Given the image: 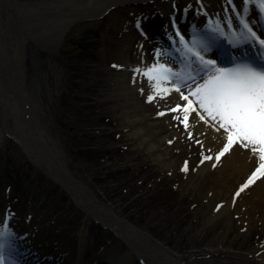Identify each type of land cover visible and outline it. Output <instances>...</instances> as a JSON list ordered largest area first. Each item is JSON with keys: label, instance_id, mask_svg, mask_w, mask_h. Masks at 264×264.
<instances>
[{"label": "rangeland", "instance_id": "rangeland-1", "mask_svg": "<svg viewBox=\"0 0 264 264\" xmlns=\"http://www.w3.org/2000/svg\"><path fill=\"white\" fill-rule=\"evenodd\" d=\"M19 1L34 9L48 3ZM166 1L118 2L101 15L78 18L65 28L54 51L28 40L27 87L71 172L130 224L169 248L177 246L181 256L214 241H223L229 250L247 248L259 241L264 223H239L238 214L233 213V224L221 220L212 229L206 194L185 187L181 169L162 171L146 156L130 135L126 102L115 90L117 74L133 69L130 62L151 65L156 50L171 49L169 22L161 8ZM186 2L176 0L181 8ZM140 98L144 103L148 100L146 94ZM7 212L14 220L28 217L35 224L32 229L60 242L72 262L81 249L91 254L81 258L83 264L115 261L128 251L125 242L103 224L86 222V214L66 189L29 158L0 119V220ZM81 236L85 237L83 247L79 246ZM103 248L107 254L120 251L109 259L110 254H102ZM98 254L102 260H95ZM132 260L129 264H143L135 254Z\"/></svg>", "mask_w": 264, "mask_h": 264}, {"label": "bare ground", "instance_id": "bare-ground-1", "mask_svg": "<svg viewBox=\"0 0 264 264\" xmlns=\"http://www.w3.org/2000/svg\"><path fill=\"white\" fill-rule=\"evenodd\" d=\"M124 1L138 0H44L48 7L38 9L19 0H0V119L8 133L23 147L29 158L55 183L66 189L74 203L86 214L87 223L95 220L125 242L128 247L126 253L119 255L115 261H107L108 263L99 261L98 264H129L131 261L133 263L134 254L143 264H264L263 232L259 233V241L255 245L249 244L247 248L229 250L223 241H214L208 243L205 249H195L189 251L186 256H181L177 253L179 250L177 246L173 249L169 248L163 242L152 238L150 234L136 228L121 217L114 207L100 201L91 193L86 183L71 172L58 142L47 129L46 124L42 123L39 105L29 92L26 83L27 41L31 39L50 51L57 50V45L63 39V32L71 22L84 16L101 15L110 5ZM186 1L182 8L175 4L176 0H168L161 7L164 16L168 18L169 23L166 24L168 31L181 30L180 33L186 41H191L193 36L187 28L182 30L181 23L190 26L191 32L194 30L202 32L209 20L215 21L217 18L223 20L225 16V0ZM233 3L239 10L242 1L233 0ZM49 4L53 7L49 8ZM228 7L231 15L230 6ZM249 19L254 21L252 26L258 35L264 33V16L250 11ZM233 25L236 26L235 19ZM261 39H264V35H261ZM220 43L221 47L210 52L208 58L214 54L220 63L222 53L226 49L234 51L235 55H241L239 53L241 49H231L227 39ZM174 46V49L179 47L177 41ZM174 49H171L170 53ZM161 58L169 61L168 58L174 57L170 55ZM170 63L172 67L178 69V62ZM223 63L230 66V58L225 59ZM130 64L133 69L137 67L143 69L148 66L140 60ZM115 85L116 92L124 97L126 102L124 109L130 126V135L139 141L138 144L145 149L146 156L150 157L162 171L173 172L182 169L187 161L188 170L182 171L188 184L185 187L206 194L204 198L207 203L206 208L209 209V221L213 224L212 229L214 226L217 227L221 220L232 223L233 213L238 214L239 223L245 221L249 226L264 223V177L257 179L240 196L235 197L236 191L257 164L249 150L236 145L217 162L215 156L226 142L223 131H217L211 126V122L201 121L195 113L189 114V127L185 130L183 123L179 124L173 119V116L182 117L183 114L170 111L177 104L183 106L186 103L180 99L179 93L172 91L163 99L156 96L151 102L147 100L144 103L140 97L145 94L148 97L152 94L147 80L126 69L117 74ZM182 91L186 92V90ZM160 113L165 114L160 115ZM189 133L192 139H189ZM204 156H211L213 159L201 163ZM213 164H216L215 168ZM217 206H220L219 210ZM8 223L15 231L19 230L20 220H14L11 216ZM27 226L29 228L25 227L20 234L25 235V240H28L23 241L21 246H16L20 254L26 257H22L24 261L42 262V258H38L36 254L37 251L33 252L34 249L27 247L28 243H35V249L42 247L45 254L52 255L53 264H83L80 263L81 258L91 255L81 249L77 261L72 262L71 258H68L69 253L61 256V253L56 252L63 248L60 242H55V239L49 240L47 235L34 231L32 228L35 224L32 225L31 222H28ZM29 230H31L29 234L32 235L31 238H28ZM206 230L211 232L209 228ZM85 237H88V234ZM85 237L81 236L79 246H82ZM119 251L117 249L109 252V259ZM107 252L105 250V254L103 252L102 254L107 256L109 255ZM101 257L98 254L95 260H102ZM84 264L97 263L90 261Z\"/></svg>", "mask_w": 264, "mask_h": 264}, {"label": "snow or ice", "instance_id": "snow-or-ice-1", "mask_svg": "<svg viewBox=\"0 0 264 264\" xmlns=\"http://www.w3.org/2000/svg\"><path fill=\"white\" fill-rule=\"evenodd\" d=\"M225 4L223 20H209L202 32H192L191 41H186L177 30L179 47L172 53L156 50L153 64L132 71L147 80L152 93L147 97L149 102L156 96L163 99L172 91L179 93L180 99L186 103L183 106L177 104L170 111L183 114L182 117L173 116V119L183 123L185 130L189 127V114L195 113L201 121L211 122L217 131H223L226 142L215 156L217 162L236 145L250 151L257 164L236 191L235 197H238L257 179L264 177V39H261L264 33L258 35L252 26L254 21L249 19L250 11L264 16V0H242L239 10L233 0H225ZM233 19L236 20L235 27ZM224 39L233 50L252 48L259 55L250 59L246 51L235 55L234 51L226 49L220 63L214 54L208 58L210 52L221 47L220 42ZM170 55L178 62V69L166 61L161 62V57ZM228 58L231 66L223 63ZM189 139H192L191 133ZM211 159L213 157L204 156L201 163ZM212 166L215 168L216 164ZM181 170H188L187 161ZM11 215L7 212L0 222V264H19L11 243L18 237L8 226Z\"/></svg>", "mask_w": 264, "mask_h": 264}, {"label": "trees", "instance_id": "trees-1", "mask_svg": "<svg viewBox=\"0 0 264 264\" xmlns=\"http://www.w3.org/2000/svg\"><path fill=\"white\" fill-rule=\"evenodd\" d=\"M87 34H88V32H87V33H85L83 36H84V37H86V36H88V35H89V34H88V35H87ZM84 37H83V38H84Z\"/></svg>", "mask_w": 264, "mask_h": 264}]
</instances>
